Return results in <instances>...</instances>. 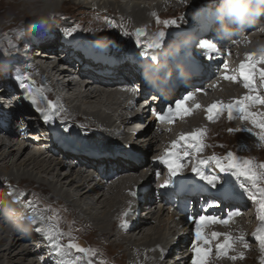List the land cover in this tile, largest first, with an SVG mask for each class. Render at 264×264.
<instances>
[{"label": "bare ground", "instance_id": "bare-ground-1", "mask_svg": "<svg viewBox=\"0 0 264 264\" xmlns=\"http://www.w3.org/2000/svg\"><path fill=\"white\" fill-rule=\"evenodd\" d=\"M97 1L98 0H64L61 4L56 0H0V29L7 28L10 24L14 23V25L22 26L23 21L29 20L34 22L35 19L40 16L61 13L63 12V6H67L66 8L86 7L90 4L96 6L98 4ZM127 1L128 0H125L124 2L126 3ZM133 1L140 0H129L128 2L131 3ZM142 1H144L143 3L147 1L149 3L154 2V4L152 6L150 4L147 6L143 4H135L130 8L122 5L124 3L123 0H108L109 3H107L105 7L100 5V3L97 6L101 7H97V9L100 12L108 11L119 14L121 20L125 21L127 27L141 28L144 26L147 28V26H152L155 21L167 12L171 10H182L189 4H193L199 0H162V3L158 2V0ZM218 2L219 4L213 7H208L205 14L210 15L214 11H217L218 6L221 4V0H218ZM19 7L21 8V12H18L17 8ZM153 13H155V15H153ZM20 16L24 17V20L21 19V21H19L18 18ZM195 25L201 26V23H196ZM43 31L45 32V30ZM256 32H258L257 35L255 34ZM33 34H36V32ZM246 35L248 37L247 39L246 36H244L238 41V43H233L231 45L228 44L225 49H222L223 57L229 58L230 54H232V58L230 59L233 64H225L227 65V69L225 70V68H223L218 76L217 71L222 63H217L216 68L212 69V72H210V77L207 83L202 84L199 88L198 94L194 96L193 100L186 102L185 107L191 110L190 114L183 117L177 116L173 119L172 123L158 122L157 116L153 117L151 112L152 105L140 104L139 101H137L135 105H131L133 102L132 93L134 92L135 94V91L117 87L116 83L120 80L118 77L115 78L117 82L112 85L91 83L86 81L84 79L85 77L82 75L80 76L81 78L76 81L72 78L71 71V73H60L58 70V63H56L51 56L42 55L36 57L35 61L40 63L36 67L32 66L36 79L34 81L35 83L37 82L36 89H45L44 96L47 100L50 97H53L54 103L62 105L64 109V111L60 113L61 117L64 118V121L62 122V120L58 118L56 120H59L60 122L55 124L54 127L51 125L53 128V131H51L53 135L58 138L59 144L62 147L66 146V149L70 150V148L80 149L84 144L103 143L110 146L109 151L105 153H115L116 151L121 150L119 142L129 143L132 139V135L129 137L128 133L121 132L119 129L120 127L116 124L117 121L119 126L125 128H131L140 124V119L132 120L129 123L125 122L121 112L118 113L119 110L127 111L129 105L132 109H141V115L145 117V120L149 119L147 124L148 127L150 124H156L157 128L150 132H148V130H143L142 138L144 140L147 138L145 141L146 144L138 143L139 145H137V147L140 148L141 146V148L136 149V151L133 149L135 152L142 155L143 160L141 165L120 173L118 178L114 179L108 178L107 176L111 168L112 171H118L120 169L123 170L125 166L115 163L109 164L103 159L101 164L107 172L106 175L103 176L104 171L103 173H98L97 171H89L88 167L85 165L74 166L71 162H73V159L76 161L77 158L69 153L62 154L65 158H60L58 155L51 153L50 150L52 148L49 142L48 146L51 148L49 150L44 149L42 151V149H40L41 147H35V149H32L27 143L21 141V138L16 131H13L12 127L14 126L15 121L18 120V113L12 110L10 118L8 119V124L0 128V186L2 188L4 186L7 187V185L27 187L32 191V194H26V192H23L24 195L21 197L25 198L27 201L21 203L22 201L20 202V199L12 203V206L16 208V212L11 220L6 219L5 216L0 217V264H42L41 257L44 255L48 256L40 236L33 230L34 225L25 219V217L29 216L32 212V209L27 206V202L31 200L32 203L35 201L33 205L38 215L49 209L52 204L61 208L60 211L52 209L44 215L45 222H48L49 217H54V219L50 221L52 226L58 225L60 231L66 234L61 242H64V240L67 239V234H69L65 229V226H67V224L65 225L66 221V223L75 224L77 228L83 227L89 236H96L98 239L108 243L109 246L120 251L125 255L127 264H169L172 259H165L167 257L166 254L162 258L161 250H163V252L164 250H168V254H170L169 250L171 249L170 247H172V240L170 243L165 242V240L162 239V232L165 229L169 235L172 234L169 237L172 239L174 231L168 226L172 218L166 214L167 211H165V209L167 208L164 205L161 208L156 202L157 199L159 200V193L164 191L163 193L167 198L173 197L178 202H187V207L191 205L190 201L194 200L197 195L188 194L180 197L176 196V187L173 188L175 184L170 188H160L159 185L162 184L166 178L167 169L163 168L162 165H156L154 167L156 159L150 161L146 159L145 155L147 152L152 154V152H154V147L156 146L161 147H157V151L153 156L157 157L162 155L168 150L170 144L177 140L181 135H189L193 132L201 131L207 133V131L210 132L211 130H216V124L220 119L218 116H222L221 118L226 117L229 123L233 124L232 129H237V125L230 122L234 121L239 124L241 120L238 118L237 113H233L234 118L229 120L228 114L225 115V112H223L215 116L214 122H212L206 119L207 113L205 109L213 103L220 102L228 104L236 100H241L244 96L249 94L257 95L256 92L250 93L248 89L243 86L241 87L243 81L239 78V66L241 63H248L245 59L246 55H258V50L261 47H264V29H260L254 25L253 28L247 30ZM45 40L48 41L45 42ZM37 42L40 41L37 40ZM42 42L45 43L43 46L46 48L56 46L55 51H58V60L63 61L66 59V57L64 58V56H62V50L66 51L68 47L67 45L62 46L59 44L62 42H60V38L54 32H48ZM187 42V39L184 38L183 35L176 36L172 41L174 46L181 47L182 49L184 45L186 46ZM142 43L144 42L142 41ZM125 44L128 47L130 46V42H126ZM125 44L119 46L120 51L125 48ZM57 46H62V48H58ZM157 51H161L159 55L165 56L161 49ZM109 54L113 57L121 56V54L118 53V48L109 51ZM138 55L142 57V60L145 63L150 64L151 68H153L156 73L170 72L172 77H175L176 73L173 70H169V68L164 66L158 58L149 56L147 51L146 53L139 52ZM15 56L20 57V51L19 55L15 54ZM33 60L26 61L32 63ZM229 69L231 74L227 73ZM253 71L256 73L254 77V86L256 91L261 92L264 81L260 79L259 73L264 71V63H256V67ZM9 75L10 74L0 70V85L4 84L7 91L10 93L13 92V89L9 88L10 84H13L14 90L15 85L18 91L17 93L15 92L14 95V97L16 96L15 103L22 107L26 105V102L21 98V90L15 83H13V79ZM222 75H235L241 81L236 80V82H232L230 80H222L220 79ZM52 86L57 92L55 95L50 92ZM4 94L5 93H3V95ZM39 99L38 96V100ZM180 99H183V96H179L176 92L167 100H159V103L156 105L157 114H166L168 108H174L176 101ZM195 105H200V107L196 108ZM248 111L257 114L258 120L264 118V116L259 115L260 113H264V104H256L255 106L250 107ZM112 117L115 118V121L112 120ZM75 122L82 124V129L74 124ZM247 122L250 123L249 121ZM62 123L63 126L69 127L70 133L62 132ZM147 132L149 134H147ZM139 135H141V133ZM205 138L202 139L203 145L205 143ZM116 144L119 145L117 148L116 146L114 147ZM248 147H250V145ZM44 148H46V146ZM205 149L206 147H204L203 151ZM188 159L190 160L191 158L189 157ZM205 170L208 173H215L212 169H210L211 172L209 169ZM157 171H161L162 176L165 178L163 179V177H159L158 179L156 176ZM191 175V165L189 164L187 170L178 174L174 179L179 180L183 177H191ZM155 181L159 184L153 187L152 182L154 183ZM144 182L147 183L151 191L150 195L153 197L152 199H154V202L150 203V210L142 206L141 212H143L144 216H140L132 229L128 227L127 230H121L118 227L117 218L127 208V202L130 201L129 193L134 191L135 188H138L137 186H141ZM198 183L202 186V182ZM188 186L189 185H187L185 190L189 192ZM247 188L249 191H254V189H251L249 186H247ZM179 190H181V188H179ZM36 192L47 197L50 201L47 200V203L42 201L40 199L41 197ZM187 197H191V199H188ZM247 203L248 202H246V204ZM193 204L191 206H193ZM249 204H252L251 206L253 209H257L259 206V204H255L254 202ZM182 205L183 204H180V206ZM156 206H158V213L154 210ZM57 213L63 220L64 216L67 220L63 221L58 217ZM182 214L183 213H181V215ZM211 214L217 217L221 216L223 219L228 215V212L226 213V210L220 209L213 211ZM14 224H17L16 227ZM207 227L208 225L204 227V232L209 237L212 232L221 233L222 235L215 240H211L209 245H203L206 249L208 247L214 248L216 244L223 243V234H230L232 237H237L241 233L244 236L248 233L242 220H236L235 218H231L227 225L212 224L210 229H207ZM180 228L188 235L185 243L182 242L181 237L178 239L177 248L184 249L183 251L187 252L189 264H191L192 258L194 257L191 242L194 240L195 226L193 227L191 224L182 222L180 225L176 224V230ZM254 228L264 231V227L260 226L257 222L254 223ZM190 233L192 235H189ZM25 234H27L25 237L26 241L22 242L20 236ZM244 239L249 245L247 249H244L242 245L237 244L234 246L235 251L229 253V257L233 255L239 256L241 252L243 253V259L238 258L236 264H249L252 261L254 262L255 257L261 253L256 249L257 246H251L250 249V243L254 244L252 240L249 238ZM77 243L85 248L84 243ZM35 246L38 248L37 254H34L35 250L33 249ZM106 246L108 245L106 244ZM229 257L226 259L227 262H230L231 260ZM224 259V256L218 258L210 253L208 256V264H225L226 260L224 261ZM43 260H48V257ZM221 260L223 262H221ZM82 262L85 264L84 260Z\"/></svg>", "mask_w": 264, "mask_h": 264}, {"label": "snow or ice", "instance_id": "snow-or-ice-1", "mask_svg": "<svg viewBox=\"0 0 264 264\" xmlns=\"http://www.w3.org/2000/svg\"><path fill=\"white\" fill-rule=\"evenodd\" d=\"M155 15V13H153ZM157 23H160L157 20ZM165 27L169 25H175V20H166L163 22ZM115 23L110 24V28H116ZM80 26L76 25L71 28H65L62 32V40L64 43L73 44L77 47L80 45L74 38V34L78 32ZM122 36H128L127 31H121ZM136 37L134 41L137 48H142L145 52L153 47L159 46V40L165 35L164 32H159L156 37L148 40L147 43H143L140 37L144 36L143 29H137L133 33ZM17 39L23 37V32L18 31ZM41 38H38V40ZM201 49L203 50V55L205 59L212 60L214 55L217 53L218 49L213 42L208 40L201 41ZM10 47H15V45H10ZM8 53L6 52L5 55ZM245 59L248 61L247 64L241 63L239 66V78L243 81V87L248 89L250 93L256 92L254 86V77L256 73L253 71L256 67V63H264V47L258 50V55H246ZM25 67L31 68L32 65L29 62H25ZM207 67V66H204ZM225 70L227 65L224 66ZM260 79L264 81V71L259 73ZM222 80H230L236 82L237 76L235 75H222L220 77ZM14 82L17 87L21 90V98L27 101L30 107L37 113V119L42 121L43 125L51 126L55 123L56 119H61L62 122L64 118L61 117L60 113L64 111L62 105L53 103L52 101H47V98L43 95L45 89L34 88V81L31 80L30 75L27 72L17 70L14 75ZM215 87V85H214ZM38 96L40 99L38 100ZM193 95H185L183 99L177 100L175 107H169L167 113L157 114L158 122L172 123L173 119L177 116L183 117L190 114V109L185 107L187 101L193 100ZM46 102V103H45ZM256 104H264V98L259 95H246L241 100H236L228 104L224 103H213L208 108L205 109L207 116L206 119L214 122V117L227 112L228 119L232 120L234 118L233 113L238 114V118L243 121H249L254 127H259L261 133L258 135L257 139L264 143V121L257 119V114L248 111L250 107ZM45 105V106H42ZM199 108L200 105H195ZM155 114V113H154ZM260 116H264V113H260ZM9 116L8 113H4L0 110V127L4 126L3 117ZM23 116V113H21ZM23 124V120H21ZM27 125H25V131H27ZM51 130V129H49ZM63 133H70V129L67 126H61ZM242 129H230L229 131H241ZM205 135L203 131L193 132L189 135H181L177 140L173 141L168 150H166L162 155L156 157L154 167L156 165H162L163 168L167 169L166 178L162 184L159 185L160 188H170L174 183L179 187L183 188L185 185H191L192 190L198 194H203L205 189L209 191L211 199L205 201L204 205L198 211H193L191 213H186V220L191 221L194 225V240L191 242L192 249L194 252V257L192 258L191 264H208V256L210 254L211 248H204L203 245H209L211 240L217 239L221 233L212 232L210 237L205 234L204 227L210 224H223L227 225L229 220L239 215L238 211H229L228 219H221L215 215L209 214V210L215 208V200H221V208L225 200L233 197L235 192V185L231 183L232 180H244L250 182L253 188L261 179H264V164H259L258 166L251 160L245 159L242 162L237 160L233 152H228L222 158L215 155L210 157H205L203 159L198 158L204 149V145L201 142V138ZM82 148L89 152L93 157H102L103 154L109 151V147L103 143H91L84 144ZM191 158L190 160L188 158ZM183 161V162H182ZM218 169L215 173H208L205 170V166L213 163ZM191 165V177H183L182 179L176 180L178 174L183 173L185 169ZM224 175L221 176L220 174ZM161 171L156 172L157 178L160 177ZM224 183L221 185V180ZM198 182H202V186L196 187ZM220 185V187H217ZM211 189H215V193H211ZM244 193L248 196L250 200L254 203L256 202V192L249 191L248 188L243 189ZM259 192V206L260 215L259 220L264 222V187L258 189ZM21 196L24 195L23 192L20 193ZM129 195H136L135 193H129ZM191 199V197H187ZM27 206L32 209V212L26 219L34 225V231L41 238L44 243L46 251L48 253V260H42V264H81V262L87 258L86 264H93L92 257L96 255L95 250L91 248L81 247L78 243L74 242V238L71 234H67L68 243H62L61 241L65 238L66 234L60 231L58 225L52 226L50 221L54 217H49L48 222H45L44 214L41 212L37 214L32 201L27 202ZM185 208H187V202L185 203ZM130 215L129 210H125L121 213L118 219V227L121 230L128 229L127 217ZM223 243L216 245V255L221 257L227 254L229 250L235 251V245H242L244 249L249 247L248 242L244 239V235L241 233L237 237H232L230 234H223ZM253 236L257 240L260 248V252L264 255V231L257 230L253 233ZM75 254V255H74ZM165 253L161 250V257L163 258ZM243 259V253L241 252L239 256L233 255L229 259L235 261L236 259ZM99 264H106L104 260H101ZM264 264V261H262Z\"/></svg>", "mask_w": 264, "mask_h": 264}, {"label": "rangeland", "instance_id": "rangeland-1", "mask_svg": "<svg viewBox=\"0 0 264 264\" xmlns=\"http://www.w3.org/2000/svg\"><path fill=\"white\" fill-rule=\"evenodd\" d=\"M5 1H7V0H5ZM56 1L58 3L62 4V2L64 0H56ZM124 1L125 0H123V2ZM128 1L126 3L124 2L122 5H124L125 7L131 8L135 4H143L146 6L149 4L152 6L154 4V2L149 3L148 1L143 3L144 1H142V0L133 1L131 3H129ZM139 2H141V3H139ZM158 2L162 3V0H158ZM97 3L98 4L101 3L100 5L105 7L107 5V3H109V2H108V0H98ZM217 4H219L218 0H199V1L194 2L193 4H189L187 7H185L182 10H179V11L178 10H171V11L167 12L166 14H164L161 18L158 19L160 21V23H157V21H155L152 24V26H147V28L143 26L140 28V29H144V32L146 33L144 36L140 37L143 39V40L141 39V41H143L144 43H147L148 40H151L153 37H156L159 32H164L165 35L163 36V38H161L159 40V46H157L155 48L161 49L165 53H168L169 56H172L179 51L178 50L179 48L174 47L173 43H171V42L173 41V39L176 36L178 37V35L181 34V28H183L185 26H191L193 24V22H195L196 18L199 17L200 11H198V10L201 9V7H205V6L213 7ZM97 5H96V7H94L95 5L90 4V5H87L86 7H79V8H77V7L66 8L67 6H63V9H62L63 12H61V13L53 14V15H49V16H40L39 18L35 19L34 22L29 21V20L27 21L25 19L26 21H23L22 26L14 25L15 24L14 23V24H10L7 28L0 29V70L7 73L6 70L11 68L8 71V74H10L9 76L13 79V81H14V75L17 72V70L27 72L30 75L32 81H34L35 74L33 71V67H31V68L25 67L24 66L25 62H28V61H26L21 56L20 57L15 56V54L19 55V51H21L22 48L28 44V42L31 39V37L29 35L36 32V34H38V36H39V34H40L39 32H41L43 30L48 31L50 33L51 32L58 33V34L61 33V35H62V32L65 28H71V27L76 26V25H79L80 28H79L78 32L74 34V38H76L80 41H83L85 44L95 45L96 48H100L103 51H108V50L111 51V50L118 48V53L122 52L125 54V56H128L129 54H130L129 56L135 55L137 51L142 52L143 49L137 48L135 46V43H134V41L136 40V37L132 34L135 33L136 28L127 27L125 25V21H122L120 18V15L117 13L108 12V11H101L102 12L101 13L97 9V7H101V6H97ZM17 9H18V12H21L20 7ZM9 12H11V11H9ZM21 19L24 20V17L20 16L18 18L19 21H21ZM166 20H175L176 24L175 25H169L168 27H165L163 22ZM112 23H115L117 25V27L114 29L110 28V24H112ZM122 30L129 32V35L128 36H122L121 35ZM18 31L23 32V37L20 39H17V36H16ZM126 42H130L129 47L126 46V44H125ZM122 44H125V48L120 51L119 46H121ZM10 45H15V47H10ZM6 52L8 53L7 55H5ZM154 54L156 55V53H154ZM42 59H44V58H42ZM2 85H4V84H1V86ZM34 86H35L34 88H37V82L35 83V81H34ZM54 90H55V88H54ZM50 92H51V89H50ZM52 100H53V98H52ZM4 107H5V105H4ZM1 108L3 109V107H1ZM146 121L148 124L149 119ZM232 125L233 124L229 123V121L226 118L220 117V119L218 120V122L216 124L217 129L213 130V131L211 130L210 132L207 131V133H205V135L201 138V142H202V139L206 137L204 139V142H205L204 145H205L206 149L204 151H202V153L200 154V156H199V157H201L200 159L204 158V156H213V155L222 158L228 152H233L235 157L237 158V160H239L241 162L245 159H249V160L255 162V164L257 166L259 164H264V143H261L257 139L258 135L261 133L260 132L261 129L259 127L253 126L252 130L244 127V129H242L241 131L230 132L229 130L232 129V127H233ZM155 128H157L156 124H152V125L150 124V126L146 129V131L148 130V132H150V131L155 130ZM253 130H254V132H253ZM246 131L249 132V134H247ZM148 132H147V134H149ZM119 143H121V142H119ZM248 144L250 145V147H248L249 146ZM47 145H48V143H47ZM115 146L117 148V146H119V145L116 144V145H114V147ZM108 147H110V146H108ZM157 147L160 148L161 146L154 147V152H152V154L151 153L149 154L147 152V154L145 155L146 159H148L150 161H154L156 159V157H154L153 155H154V153H156ZM49 148H50V146H49ZM80 149H83V148L81 147ZM72 161L76 162L74 160H72ZM73 162H71V163H73ZM185 170H187V169H185ZM160 178H162V175L160 176ZM156 181H157V178H156ZM156 181L154 183L152 182L153 187H155V185L157 186L159 184ZM243 181L250 184V182H248L244 179H243ZM250 186H251V184H250ZM11 187H12V190H11ZM261 187H264V179H261L255 188L257 191L256 192V194H257L256 198H258V199H260L258 189ZM1 188L2 187L0 186V190H1ZM2 189H4L5 191H9V193L17 192V194L13 193V197L16 199H19V200L21 199L20 201H22V203H24L27 200L25 198L21 197V195H20L21 192H26V194H32V191L29 190L27 187H16L15 185H11V186L7 185V187L4 186ZM37 194L41 197L40 199L42 201L47 203V200H49L47 197H44L39 193H37ZM34 202L35 201H33V203ZM249 203H251V202H249ZM52 209H54L55 211H57V210L60 211L61 208L59 206H56L55 204L54 205L52 204V206L50 205V208L45 210L43 212V214L45 213L44 215H46V213L48 211L50 212ZM258 213L259 214H257V215L259 216L260 215V209L258 210ZM57 215H58V213H57ZM58 217L62 219V217H60V215H58ZM63 218H64V220H67V219H65V216ZM66 224H67V226H65V229L67 232H69L71 234V236L73 235L72 237L74 238V240L76 239L74 241L75 243L82 242V243H84L85 248H91L92 247L91 249L95 250L96 255L94 257H92L93 264H99V262L101 260H104L106 262V264H127V260L125 258V255H123L117 249H114L113 247L109 246L108 243L98 239L96 236H94V237L89 236V234L87 233V231L83 227L77 228V226L75 224L66 223V221H65V225ZM170 225L168 224V226H170ZM262 225L264 227V222H262ZM166 235H167V231L164 229L162 232V239H164ZM26 236H27V234L20 236L22 242L26 241V239H25ZM66 240H64V242H62V243L66 244L69 242L68 239H66ZM106 244L108 246H106ZM251 246L252 247L254 246L253 243H250V249H251ZM37 249L38 248L35 246L33 249V250H35L34 254H37V252H38ZM256 249L258 250V252L260 251V248L257 247ZM118 252H120V253H118ZM263 256L264 255H262V253L258 254V256L255 257L254 262L252 261L249 264H262V261H264ZM46 257H48V256L44 255L41 257V259L43 260ZM228 257L229 256H227L224 259V261L226 259H228ZM86 260H87V258L84 259L85 264H86ZM235 261L230 260V262L229 261L227 262V260H226L225 264L226 263H229V264L235 263L236 264L238 262V259H236ZM221 262H223V261H221ZM81 264H83V262H81Z\"/></svg>", "mask_w": 264, "mask_h": 264}, {"label": "clouds", "instance_id": "clouds-1", "mask_svg": "<svg viewBox=\"0 0 264 264\" xmlns=\"http://www.w3.org/2000/svg\"><path fill=\"white\" fill-rule=\"evenodd\" d=\"M217 11L221 14L220 20L227 17L239 27L252 24L256 18L264 16V7H253L252 0H221Z\"/></svg>", "mask_w": 264, "mask_h": 264}]
</instances>
